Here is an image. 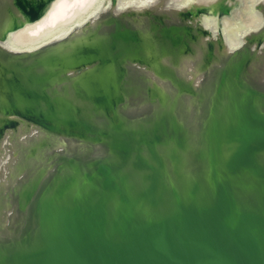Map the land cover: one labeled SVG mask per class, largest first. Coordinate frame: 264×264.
Returning <instances> with one entry per match:
<instances>
[{
    "label": "bare ground",
    "instance_id": "1",
    "mask_svg": "<svg viewBox=\"0 0 264 264\" xmlns=\"http://www.w3.org/2000/svg\"><path fill=\"white\" fill-rule=\"evenodd\" d=\"M237 1L0 0V264H189L162 244H198L216 211L201 141L223 69L224 120L227 107L251 120L237 198L255 212L264 0ZM112 18L135 33L114 35Z\"/></svg>",
    "mask_w": 264,
    "mask_h": 264
},
{
    "label": "water",
    "instance_id": "2",
    "mask_svg": "<svg viewBox=\"0 0 264 264\" xmlns=\"http://www.w3.org/2000/svg\"><path fill=\"white\" fill-rule=\"evenodd\" d=\"M36 15L38 13H35V18H37ZM111 22H115L117 25L114 32L116 36L117 34L127 36L135 33L131 29L123 27L117 19L112 18L106 23ZM240 64L232 67L235 69L238 66L235 69L236 77H239L240 74L242 67L239 66ZM212 67L215 66L212 64ZM213 73L212 82L208 81L210 93L207 99L210 101V106L207 109L209 113L214 111V116L212 117V126L203 133L201 142L206 149L204 147L201 156L205 158L202 161L205 163L204 170L208 172L206 182L218 194L215 204L216 211L211 210L212 214L208 219L203 217L204 222L208 224V229L206 236L198 244H182L178 247L177 244L163 242L162 246L178 248L181 251V258L185 257L189 264L196 262H200V264H264V228L263 218H261L264 215V208L261 205L264 200L259 197L256 188L252 187V195H256L255 200L258 202L255 205V212H253L252 208H242L238 204L237 198L250 186V183L246 185L244 182L248 172L241 159V144L246 124H250L251 120L243 117L241 112H237L238 117H236L234 112L228 111V107L225 116L226 118L229 116L231 120L229 122L224 120L222 109H225L228 99L226 90L233 74L227 69ZM253 126L260 128L262 124L253 119ZM179 135L176 136L177 142L181 144ZM111 167V164H102L98 167V172L102 173L104 186L107 182L112 183L117 186L118 190L117 175L112 172ZM240 179L241 186L238 184ZM124 199L127 198L122 195L121 201L123 202ZM182 211L200 214V210L194 205ZM188 247H191L192 251L188 250ZM174 255L175 252L172 251L171 256ZM123 264H131V262L126 260Z\"/></svg>",
    "mask_w": 264,
    "mask_h": 264
},
{
    "label": "rangeland",
    "instance_id": "3",
    "mask_svg": "<svg viewBox=\"0 0 264 264\" xmlns=\"http://www.w3.org/2000/svg\"><path fill=\"white\" fill-rule=\"evenodd\" d=\"M235 1L238 2L237 0H235ZM250 1H252V0H250ZM253 1H255V0H253ZM253 1H252V2H253ZM245 2H246V0H244V3H245ZM252 2H251V3H252ZM241 3H243V0H242ZM244 3H243V4H244ZM251 3H249L250 5H248V4L246 3L243 7L246 8V10H247L248 8H251V7H249V6L252 5ZM246 5H247V6H246ZM247 7H248V8H247ZM252 7H253V6H252Z\"/></svg>",
    "mask_w": 264,
    "mask_h": 264
}]
</instances>
